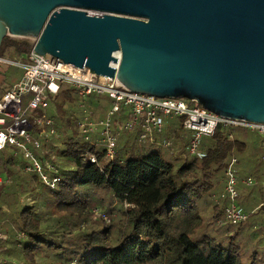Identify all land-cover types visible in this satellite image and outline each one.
Listing matches in <instances>:
<instances>
[{
  "label": "trees",
  "instance_id": "16d2710c",
  "mask_svg": "<svg viewBox=\"0 0 264 264\" xmlns=\"http://www.w3.org/2000/svg\"><path fill=\"white\" fill-rule=\"evenodd\" d=\"M31 48L32 42L6 36L0 56ZM110 105L100 95L83 100L67 84L50 96L47 114L57 133L41 138L36 155L58 177L52 188L25 171L27 161L13 146L0 151V262L264 264L262 185L241 192L248 219L238 224L227 221L220 198L233 154L248 162L241 174L262 179L237 130L217 127L203 137L200 158L187 151L192 134L182 118L142 142L139 126L119 130L127 117L122 109L115 117V153L107 158L95 136L84 140L78 122L86 112L96 117L99 108L102 117Z\"/></svg>",
  "mask_w": 264,
  "mask_h": 264
},
{
  "label": "water",
  "instance_id": "95a60500",
  "mask_svg": "<svg viewBox=\"0 0 264 264\" xmlns=\"http://www.w3.org/2000/svg\"><path fill=\"white\" fill-rule=\"evenodd\" d=\"M6 36L131 92L264 123V0H0Z\"/></svg>",
  "mask_w": 264,
  "mask_h": 264
},
{
  "label": "built area",
  "instance_id": "2783aa9c",
  "mask_svg": "<svg viewBox=\"0 0 264 264\" xmlns=\"http://www.w3.org/2000/svg\"><path fill=\"white\" fill-rule=\"evenodd\" d=\"M28 39L32 42V48L21 53L19 58L0 57V63L14 65L22 70L18 80L0 95V151L13 146L27 161L25 171L38 174L49 187L55 186L58 177L47 172L35 150L37 152L40 149L41 138L47 139L57 133L54 120L47 114V110L50 96L57 94L65 84L74 87L83 100L92 95H106L112 100L102 117H92L86 112L78 122L84 140L90 141L95 136L105 148L107 158L114 156L119 130L139 126V140L153 141L155 133L162 132L170 119L180 117L183 119V127L192 134L187 146L191 156L203 157L204 153L200 151L202 138L211 136L217 127H222L256 134L260 138L261 157L264 161V123L220 116L195 99L158 98L131 92L121 85L116 74L114 77L97 75L87 67H76L52 55L39 54L33 49L35 39ZM113 56L117 61L110 65L117 70L120 51H115ZM27 96L29 98L24 105ZM122 109L127 117L117 131L114 129L115 117ZM229 137L232 138V135ZM170 144V141H166L164 146ZM238 168V157L233 154L224 170V185L220 194V198L226 201L225 218L232 224L248 219V212L241 205L242 189L260 183L263 199L259 207L264 208V169L262 179L257 180L251 175L241 174ZM261 228L264 231V213Z\"/></svg>",
  "mask_w": 264,
  "mask_h": 264
},
{
  "label": "rangeland",
  "instance_id": "374dc122",
  "mask_svg": "<svg viewBox=\"0 0 264 264\" xmlns=\"http://www.w3.org/2000/svg\"><path fill=\"white\" fill-rule=\"evenodd\" d=\"M14 38L19 39V40H27L31 42V40L28 38H18V37H14ZM20 54L21 53H15L12 49H9L8 52L4 53L0 57L8 58V59H15V58H19ZM21 73H22L21 68L17 66L0 63V84L3 82L4 84H8V83H12L18 80ZM28 98L29 96L24 98V101H23L24 105L26 104V101L28 100ZM100 98L108 100L110 102L112 101L106 95H100ZM51 108L53 109V106H51ZM102 112H103L102 108H99L98 111H95L94 115L96 117H99L102 115ZM237 133L239 134L238 136L242 138L249 146V149L247 151L248 153L246 152L245 155L250 156V159L253 161V163L259 162V164L261 165L260 166L261 172H263L264 161H261L262 150H261L260 138L256 134L246 131V130H237ZM35 153H37L36 150H35ZM240 163L243 169L249 168L248 162L245 161L244 159ZM113 214H114L112 215L113 217H119L117 212L115 213L113 212ZM103 219L108 223L112 218L106 215L103 217Z\"/></svg>",
  "mask_w": 264,
  "mask_h": 264
},
{
  "label": "crops",
  "instance_id": "0c3cea01",
  "mask_svg": "<svg viewBox=\"0 0 264 264\" xmlns=\"http://www.w3.org/2000/svg\"><path fill=\"white\" fill-rule=\"evenodd\" d=\"M15 82V81H14ZM13 83V82H12ZM12 83H8V84H4V82L3 83H1L0 84V88H1V92H0V95H1V93L4 91V89H6L9 85H11ZM3 86V87H2ZM242 166L239 164V168H238V170H239V172L243 169V167L241 168ZM241 173V172H240ZM244 175H246V174H244ZM242 191H243V189H242ZM241 205H242V198H241ZM243 206V205H242ZM245 209V208H244ZM246 210V209H245ZM247 211V210H246ZM262 220H263V215H262ZM0 237H3L4 238V235L3 234H0Z\"/></svg>",
  "mask_w": 264,
  "mask_h": 264
}]
</instances>
